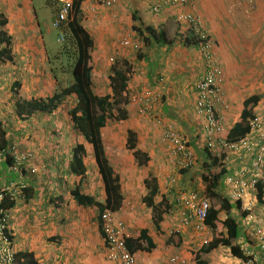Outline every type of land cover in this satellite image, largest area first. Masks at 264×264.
<instances>
[{"label": "crops", "instance_id": "obj_1", "mask_svg": "<svg viewBox=\"0 0 264 264\" xmlns=\"http://www.w3.org/2000/svg\"><path fill=\"white\" fill-rule=\"evenodd\" d=\"M21 5L17 0H0V19L7 21L5 26L0 27V50L9 51L8 54H0V125L5 138L9 139L13 138L11 131L15 132L14 128L32 127L16 118V96L11 91L12 84L20 81L19 96L25 100L45 99L54 91V81L46 79L49 74V53L47 44L43 42L44 36L42 33L36 36L29 7L23 12ZM249 7L255 8L256 16L260 9H264V0H187L184 6L177 7L164 5L163 0H115L110 8L89 0L80 2L79 25L89 34L93 44L91 66L94 65L95 78H108L112 68L120 69L105 67L106 59L113 57L109 54L113 50L123 52V63H127L132 70L127 82L128 104L125 109L128 118L124 121L132 123L128 130L137 135L136 150L147 154L149 160L142 166L138 165L125 140L126 150L134 161L132 167L125 169L119 164L122 157L109 160L106 149L109 142L105 138L104 148L109 164L119 177L124 198L122 206L111 213L125 224L129 233H133L130 237L136 238L141 230H147L154 245L149 252L137 253V264H198L194 259L195 252L212 241L214 232L205 224L201 230H197L194 221L184 224L187 212L183 206L175 204L179 195L189 192L211 198L208 196V186L201 179L203 158L199 161L196 158L197 167L187 174L172 166V160L160 141V131L153 127L150 118L137 113L139 105L134 102V92L140 96L150 92L158 97V101L153 103L155 115L172 122L180 132L187 134L193 146L190 147L192 152L196 154V150L203 149L201 121L195 116L193 107L196 100L195 84L207 72V67L195 37L178 18L181 13L196 14L202 20V27L211 43V52L222 69L220 88L229 103L224 119L227 133L239 121L243 101L264 93V89L262 93L253 91L259 86L256 84L257 79L264 77V60L256 56L251 58L248 53L254 54L253 50L247 47L252 44L250 35H254L250 32H264V26L262 23L257 27L252 24ZM128 34L142 41L137 51L120 46V41ZM9 56L12 57L11 62L7 60ZM38 61L44 67L40 73ZM38 73L41 74L39 78ZM253 77L254 83L251 81ZM95 83L96 87L102 89L99 81ZM260 105L263 108H259ZM253 112L264 113V97ZM30 139L34 143L26 145L46 142L47 146L45 152L33 150L36 160L32 166L38 167V170L29 182V199L23 204L17 203L12 209L14 213L10 231L16 252L31 254L34 264H115L106 258L99 220L102 212L91 206L78 205L70 195V190L78 185L82 193L93 197L96 202L103 203L106 199L103 180L91 147L83 139L77 142L87 152L84 158L87 172L79 181L78 177L68 174L66 166L71 155H65L62 159V152L57 155V151H52L48 143L53 142V139L48 133H38ZM45 158L55 159L54 164L61 161L64 170L60 172L65 174L67 181H62L59 166H56L57 170L55 167L49 169L52 175L45 174V166L48 165ZM247 163L246 160L245 166ZM242 165L241 161L232 159L231 163L223 166L227 173L232 174ZM2 166L0 179L4 176L5 180H15L16 175L12 171L8 172L5 165ZM148 178L152 179L151 185L154 183L158 187L157 194L152 198L154 204L164 199L169 206L157 224L152 209L146 206L144 200L148 196L145 186ZM261 179L264 180V177L261 176ZM259 183L264 184V181ZM215 191L234 205L235 201L228 196L224 178ZM256 194L257 190L247 192L239 200L240 209L233 208L229 214L239 226L238 238L232 244L237 245L243 254L253 245L256 224L264 222V204L257 201ZM226 216L223 211L221 218L225 219ZM172 232H177V235L173 236ZM172 258L177 259L175 263L170 262ZM200 260L203 264H245L243 258H235L224 246L202 254Z\"/></svg>", "mask_w": 264, "mask_h": 264}, {"label": "trees", "instance_id": "obj_2", "mask_svg": "<svg viewBox=\"0 0 264 264\" xmlns=\"http://www.w3.org/2000/svg\"><path fill=\"white\" fill-rule=\"evenodd\" d=\"M81 1L82 0H74L72 16L70 17V21H68L63 28L64 43L60 44L57 51L54 50L55 60H57V58H62L65 62V65L61 68H63V73H66V85L60 87L57 82L58 79L52 75L53 71L50 69L51 72H49L53 76V81H55L56 84H54L53 93L49 94L45 99H22L19 96L22 85L20 81H15L12 84L11 91L13 95L16 96L14 103L16 118L28 125L34 123L31 121H33L35 117L39 119L38 116L47 117L49 115L59 114L58 112H61V108L64 104H67L70 99L74 100L72 107L67 111V116L70 120L72 129L75 130L92 149L93 157L96 159L97 166L99 167V174L103 180L106 199L103 203H98L93 197L82 193L78 185L70 190V195L80 206L94 207L97 211L99 210L100 213L106 210L114 212L122 206L124 198L121 192L119 177L115 174L113 166L109 164L106 157L104 148V129L108 120L121 123L128 118V112L127 109H125L128 104L127 82L132 76V70L127 63H124L123 69L120 68L117 70L112 68V74L108 77L110 93L103 96H98L95 93L91 74V50L93 44L89 34L79 25L78 15ZM6 23L7 21L5 19H0V27L5 26ZM145 42H147L146 38ZM8 53V50H0V54L2 55ZM7 60L11 62L12 57H7ZM55 86L57 87L55 88ZM263 97L264 93L262 95H253L243 101V109L239 121L225 134L223 141L234 143L249 133V120L253 117V114H255L253 109ZM6 130L8 129H5V131ZM182 134L188 140L187 146L193 147L191 146L189 136L184 133ZM136 139V133L132 130H128L126 146L128 150L133 151V157L137 160L138 165L142 166L149 159L147 154L136 150ZM11 142L12 139L5 138V132L0 125V151L4 153L7 165H10L13 161L11 155ZM193 152L198 161L201 158L204 160L201 165L202 168H204L201 179L208 186V196L211 197V199L218 200L217 204H210L204 221L205 226L214 232V237L206 247H202L195 252L194 259L198 264H203V261L200 260L202 254L210 252L218 246H224L229 249L232 256L240 259L243 258L244 262H246L247 257L239 250L237 245L232 244V241L238 238L239 226L237 221L229 215L233 208L240 209L241 202L236 200L234 205L230 204L227 198H221L215 191L221 184L227 171L225 168H222L217 173L213 172L220 167L219 165H221V162L229 155L227 148L218 144L217 151H215L216 154L207 150L205 147H203L201 151L196 150V154L195 151ZM86 155L87 152L85 147L81 144H77L72 151L71 160L66 166L69 171L68 174L78 177L79 181H82L87 172V166L84 163ZM230 158L233 157L230 156ZM193 168L194 166L189 169H181L183 170L181 172L187 174V172ZM151 181L152 179L150 178L145 180L148 196H146L144 200L146 206L152 209L154 213L153 219L157 224L161 221L163 214L166 213L169 206L164 199L154 204L152 198L157 194L158 187L154 183L151 185ZM256 190L257 201L264 204V184L257 182ZM24 192L25 200H28V193H31V191L27 187ZM201 197L206 198L210 203V198L205 196ZM175 204L179 205L178 202ZM15 206L16 203L14 201L4 200L3 202V207L8 210L13 209ZM184 211L187 212L185 208ZM223 211L227 215L225 219L221 218V213ZM241 215L244 216V213H241ZM193 224L194 222H192V225ZM176 233L172 232L173 236ZM101 236L104 237L103 231H101ZM10 238L12 241V236H10ZM12 246H14L13 241ZM126 248L136 259L137 264V253L149 252L154 248V245L152 244L147 230H141L138 237H128L126 239ZM31 258V254L24 252L15 254L17 264H34Z\"/></svg>", "mask_w": 264, "mask_h": 264}, {"label": "built area", "instance_id": "obj_3", "mask_svg": "<svg viewBox=\"0 0 264 264\" xmlns=\"http://www.w3.org/2000/svg\"><path fill=\"white\" fill-rule=\"evenodd\" d=\"M89 1L106 8L115 4V0ZM57 3L58 9L53 18L52 27L59 33L57 41L62 42L64 40L63 28L72 15L74 0H57ZM186 3L187 0H163L164 5L172 7L184 6ZM178 18L192 32L197 47L206 62L207 72L195 84L196 100L193 108L194 114L202 123L205 147L212 152L215 146L219 144L227 148L229 155L224 159L227 165L235 158L243 163L239 170L232 174L226 173L224 177L229 198L233 201L240 200L247 192L255 189L260 173L264 171V113L254 114L249 120L250 130L245 137L234 143L223 141V121L229 105L220 88L223 76L222 69L216 61L214 53L211 52V43L208 42L206 32L202 27L201 18L192 13H181ZM120 46L137 51L142 46V41L136 40L128 34L120 41ZM158 99L150 92H146L138 99L134 98V102L140 106L139 113L152 119L153 127L160 131L161 142L174 166L179 169H189L195 164V156L190 147L187 146V138L172 123L153 115V103ZM216 137L217 140H215ZM11 155L14 161L11 167L20 173L19 166L32 158L29 153L17 154L14 145L11 146ZM230 156L235 158H230ZM5 159L4 153L0 151V162H4ZM246 160L249 163L245 166ZM25 188L22 183L20 185L12 183L0 189V264H16V253L10 238V210L3 207V202L4 200L17 202L24 199L23 190ZM177 202L187 211L184 224L194 221L196 223L195 228L201 230L210 207L209 201L200 197L196 192H189L180 195ZM100 228L104 233L107 260L115 264H136V259L126 248V239L130 236L125 224L116 219L111 211L106 210L100 215ZM252 241L251 249H247L244 253L247 257L245 264H264V222L259 221L256 224ZM176 260V258H172L170 262L175 263Z\"/></svg>", "mask_w": 264, "mask_h": 264}, {"label": "rangeland", "instance_id": "obj_4", "mask_svg": "<svg viewBox=\"0 0 264 264\" xmlns=\"http://www.w3.org/2000/svg\"><path fill=\"white\" fill-rule=\"evenodd\" d=\"M17 1L21 2V4H22L21 7H23V12H26V10L29 7L28 12L32 16V21L34 23L33 25L35 27V33H37L36 36H38L39 33H42L44 36L43 42L45 44H47L46 50L49 53V63L47 64V66H48L47 71L51 72L50 69H52V71H53L52 75L58 79L57 82H58L59 86L64 87L66 85V81H65V76H66L65 74L66 73H63V71H62L63 68H61V67H63L65 65V62L63 61L62 58H57V60H55V56H54V54H55L54 50L57 51V49H59L60 44L64 43V40H65V38H64V40L62 42H58L57 41L58 31L52 27V21H53L52 18L54 17V15L57 12V6H58L57 0H31L32 1L31 4H29V0H17ZM254 9H252L250 7L248 9V12L251 13V15H252L251 16L252 18L250 17L252 19V24H255L254 26L257 27L259 23H262L264 26V19H263L264 9H260L259 13L256 16H255L256 10H254ZM260 16H261V18H260ZM262 27H260V28H262ZM250 33H254V35H250L249 41L251 40L252 44L248 45L247 47L251 48V50H253L254 54L248 53V55L251 58L253 56H256L257 58L260 57L264 60V32L259 30L257 32H250ZM63 37H64V35H63ZM115 53H116V56L114 57ZM109 54H112L113 57H110L111 59L109 57L106 59L105 67L107 66L111 69V67H120L121 68L124 66V63L122 60L123 59V56H122L123 52H117L116 50H113V51H110ZM38 65H39L38 70L40 73V70L42 71L44 69V67H42L41 61H38ZM50 72L47 75L46 79H49L50 81H52L53 76L51 75ZM109 72H108V75H109ZM39 73H38V78L41 76V74H39ZM91 74H92V83L95 87V93L98 96H103V95L109 94L110 93V87H109L108 78H106V77L95 78V76L97 74H95L93 64H92ZM254 80H255L254 77L251 78V81L253 83H254ZM98 81L100 82L99 86L101 85L102 89H100V87L98 88V86L96 87L95 82H98ZM54 84H56L55 81H54ZM256 84L259 86H257L256 88H253V91L255 90V92H261L264 89V77L259 79V80L257 79ZM56 87L57 86H55V88ZM133 97L135 99H138L140 97V95L135 94V92H134ZM73 101H74L73 99H70L67 102V104H64L63 107L61 108L62 109L61 112H58L59 114H54L51 116L46 115L47 117L38 116L39 119L37 117H35V119L32 121V123L34 122L32 124V127L26 128V126H20L21 128H14L15 132L11 131L12 137H13L11 144L15 146L17 154L29 153V154L33 155V157H32V160L30 162H26V163H29V165L24 167V165L26 164V163H24V164L19 166V171H24V172H23V174L18 172L15 180L14 179L9 180L8 178L5 180L4 176H2L0 179V189L4 188V187H6L12 183H17V185H20V183H22L25 185V187L29 186V182L32 181V177L34 176V174H36V172L38 170V167L32 166L34 159L36 160V158L34 157L33 150L40 149V150H43L45 152V149L47 146L46 142H43L40 145H38V144L26 145V143L33 144L34 141H31L30 138L37 136L38 133H43V134L48 133L49 136L52 137L53 142H49L48 145L50 146L51 149H53L52 151L55 150V152L56 151L58 152L57 155H59V152H62L61 153V157H63L62 159L65 158V155L67 157H69V155H72V153L70 154V151L71 150L73 151V149L77 145V142L79 140H82V138H79L80 135H78V133L72 129L70 120L67 116V111L69 108L72 107ZM259 108H263V107L260 105ZM137 113H138V109H137ZM153 114L155 115L154 110H153ZM139 115H141V113H139ZM155 116H157V115H155ZM143 117H145V116H143ZM146 118H148V117H146ZM199 120H197L198 123H199ZM131 126H132V123L130 121H124L121 123H117L115 121L108 120L106 127L104 129V138L109 142L108 148L106 147L107 156H108L109 160L112 161L116 157H122V158H120L121 163H119V164L124 166L125 169L132 167L133 163H134V161L131 160V158L129 157V152L126 150V146H125L126 131L128 129H130ZM201 144H202V146H204L203 142H201ZM72 147H74V148H72ZM109 147H112V148H109ZM51 154H53V153H51ZM214 154H215V152H214ZM46 160H47L46 163L48 162V165L45 166V168L47 167L45 174H51L52 175L53 173L51 170L49 171V169H52L53 167H55V170H57L56 166H59L58 172H59V175L61 176L62 181L63 182L67 181L66 180L67 177L65 176V174L62 175V173H61L64 170L63 167H61V161H59V163L55 162V164H54L53 161H55V159L50 158V159H46ZM3 164H4V162H0V167L4 168L2 166ZM38 165H40V164L38 163ZM8 166H9V164L8 165L6 164L5 167L8 169V172H11L12 170H10ZM172 166H174L173 163H172ZM219 166L220 167L217 170H215L213 173L219 172L221 165H219ZM196 167L197 166L195 165L194 168H196ZM176 168L179 169L178 167H176ZM194 168H193V170H194ZM24 202L25 201L23 199H20V202H18V204H23ZM217 202H218L217 199H211L210 198V204H217ZM261 206H263V205H261ZM233 211H235V210H233ZM13 213H14L13 210L9 211V229L12 227L11 226L12 225L11 219H12ZM131 233H128V235L131 236ZM15 251H16V249H15Z\"/></svg>", "mask_w": 264, "mask_h": 264}, {"label": "clouds", "instance_id": "obj_5", "mask_svg": "<svg viewBox=\"0 0 264 264\" xmlns=\"http://www.w3.org/2000/svg\"><path fill=\"white\" fill-rule=\"evenodd\" d=\"M57 9H58V6H57ZM56 15V14H55ZM55 15H54V17H55ZM72 16V15H71ZM53 17V18H54ZM69 21H70V19H69ZM58 35H59V33H58ZM64 35V34H63ZM227 101V100H226ZM228 103V102H227ZM228 105H229V103H228ZM194 108V107H193ZM139 109H140V106H139ZM139 109H138V112H139ZM152 111H153V109H152ZM193 112H194V110H193ZM257 114H259V113H257ZM154 115V114H153ZM254 115V114H253ZM256 115V114H255ZM196 116V115H195ZM155 117H157V116H155ZM159 118H161V117H159ZM198 118V117H197ZM225 118H226V116H225ZM162 119V118H161ZM199 119V118H198ZM152 120V119H151ZM164 120V119H163ZM223 125H224V121H223ZM201 126H202V123H201ZM202 128V127H201ZM225 134H226V129H225V126H224V134L222 135V138L225 136ZM221 138V137H220ZM218 138L216 137V139L215 140H217ZM202 142H203V144H204V146L203 147H205V143H204V138H203V140H202ZM163 145V144H162ZM11 146H13V145H11ZM206 148V147H205ZM208 150V149H207ZM215 151H217V145L215 146V148L213 149V151H212V153H214ZM194 153V152H193ZM216 154V153H215ZM195 156V155H194ZM32 157H33V155H32ZM233 158H235V157H233ZM31 160H32V158H31ZM30 160V161H31ZM235 160H237L236 158H235ZM5 161H7L6 159H5ZM4 161V164L3 165H5L6 164V162ZM30 161H28V162H30ZM240 161V160H239ZM13 162L14 161H12V163L8 166L9 167V169L10 170H12V172L13 173H15L16 175H17V173L18 172H16L15 170H13L12 169V164H13ZM246 162V161H245ZM24 163H26V162H24ZM23 163V164H24ZM195 163H196V157H195ZM249 163V162H248ZM27 165H29V163H26V165L25 166H27ZM222 165H227L226 163H225V161L223 160L222 162H221V168L220 169H222V168H225V167H223ZM6 166V165H5ZM194 167H195V164L193 165ZM226 169V168H225ZM191 170V169H190ZM23 172L24 171H21V173L23 174ZM227 173V172H226ZM226 175V174H225ZM261 176H263L264 177V171H263V173H260V178H259V180H258V182H260V181H264V180H262L261 179ZM225 177V176H224ZM225 184V183H224ZM27 188V187H26ZM25 188V189H26ZM24 189V190H25ZM24 190H23V194H24V201H25V192H24ZM256 191V187H255V189L253 190H251L250 192H255ZM180 196V195H179ZM200 196V195H199ZM201 197V196H200ZM18 202H20V200H18L17 202H15L16 204L18 203ZM9 210H12V209H9ZM13 249H14V247H13ZM14 251H15V249H14ZM15 253H17L16 251H15ZM17 264V263H16Z\"/></svg>", "mask_w": 264, "mask_h": 264}]
</instances>
